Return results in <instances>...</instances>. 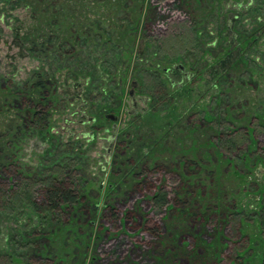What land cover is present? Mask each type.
I'll return each instance as SVG.
<instances>
[{
	"label": "rangeland",
	"instance_id": "rangeland-1",
	"mask_svg": "<svg viewBox=\"0 0 264 264\" xmlns=\"http://www.w3.org/2000/svg\"><path fill=\"white\" fill-rule=\"evenodd\" d=\"M0 163V264H264V0H0Z\"/></svg>",
	"mask_w": 264,
	"mask_h": 264
},
{
	"label": "trees",
	"instance_id": "trees-1",
	"mask_svg": "<svg viewBox=\"0 0 264 264\" xmlns=\"http://www.w3.org/2000/svg\"><path fill=\"white\" fill-rule=\"evenodd\" d=\"M230 26V25H229ZM230 32V31H229ZM72 45V44H71ZM75 47V46H74ZM35 89L37 91L38 94V101L37 104H35V110L34 113H32V119L33 121L36 122V124L38 126H43L42 124L45 122L46 120V114L44 112V99L45 98H41L42 96V91L44 88V85H42L41 83L39 84H35ZM44 96V95H43ZM4 167V163H0V169L2 170L0 172V193L5 191V188L8 184V180H7V170L2 169ZM70 176L69 174H66V179L64 180H54V181H50V183L43 188V190H41V196H40V202L39 204L36 202H32V206L33 208L37 211L38 214H46V215H54V214H58L61 213L62 210H74L76 211V213L74 215H69L70 220L67 222L68 224H76L77 221L78 222H82L83 221H88L85 219L84 216V211L82 209V207H84L83 205V201L82 199H84L82 196L79 195V193H77V191L73 190V186H71L70 183H68V181L70 182ZM13 180V179H12ZM163 199L162 195L158 193V191H156L152 197V200H155L156 204H159ZM87 203V202H86ZM89 207V208H88ZM106 212L104 213V211H102L100 213V218L104 217L103 219H105V217H107L108 219L112 220L113 222L117 221L116 223L120 222L121 220L124 222H126V219L120 218L119 219V215H120V211L116 208H110L107 207ZM88 211L87 214H99L98 213V204L94 206V208L90 206H87L85 209V212ZM69 212V213H70ZM126 216V215H125ZM76 218V219H75ZM106 218V219H107ZM76 223H75V222ZM85 222V223H86ZM65 223V225L67 224ZM156 226L155 225H148L146 224V228L145 230H147V232L150 235H155L156 233ZM235 263V262H234ZM236 264V263H235Z\"/></svg>",
	"mask_w": 264,
	"mask_h": 264
},
{
	"label": "flooded vegetation",
	"instance_id": "flooded-vegetation-1",
	"mask_svg": "<svg viewBox=\"0 0 264 264\" xmlns=\"http://www.w3.org/2000/svg\"><path fill=\"white\" fill-rule=\"evenodd\" d=\"M145 101H146V100H145ZM90 135H91V138H92V137H93V134L90 133Z\"/></svg>",
	"mask_w": 264,
	"mask_h": 264
},
{
	"label": "water",
	"instance_id": "water-1",
	"mask_svg": "<svg viewBox=\"0 0 264 264\" xmlns=\"http://www.w3.org/2000/svg\"><path fill=\"white\" fill-rule=\"evenodd\" d=\"M113 120L115 119V118H113V117H111Z\"/></svg>",
	"mask_w": 264,
	"mask_h": 264
}]
</instances>
